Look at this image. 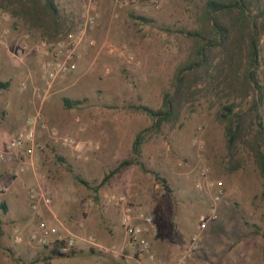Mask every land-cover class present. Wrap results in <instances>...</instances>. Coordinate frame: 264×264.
I'll list each match as a JSON object with an SVG mask.
<instances>
[{
  "label": "rangeland",
  "instance_id": "374dc122",
  "mask_svg": "<svg viewBox=\"0 0 264 264\" xmlns=\"http://www.w3.org/2000/svg\"><path fill=\"white\" fill-rule=\"evenodd\" d=\"M88 1L57 0L70 31L83 22V4ZM91 1L95 4L94 22L76 49L73 65L52 83L42 100L35 90L44 86L40 63L45 57L33 47L43 37L37 29L27 28L19 17L0 8V26L5 31L0 42V81L9 82L7 88L0 89V146L28 127L41 105L32 158L20 166V158L15 159L13 153L5 160L14 157L16 165H5L0 160V202L7 209L0 210V264H50L44 257L51 247L28 238L37 222L29 206L30 187L51 198L49 207L40 206L41 215L51 223H61L82 240L84 247L96 248L88 242L89 236L103 246L120 244L104 243L102 239L119 219L117 209L104 196L122 192L139 209L156 212L165 233L188 235L189 242L193 234L204 232L198 242L214 248L215 238L223 230L246 227L255 240L253 259L258 260L256 251L262 249L264 260V176L250 148L258 125L256 122L252 126L231 157L224 125L217 119L221 106L229 102L235 103L236 110L248 109L252 103L250 92L244 97L226 95L222 86L207 88L198 84L194 98L182 108L176 124L165 123L159 130L144 132L140 160L159 178L132 164L101 182L120 161L132 156L135 134L152 123L151 117L132 105L157 109L163 94L172 91L176 69L185 62L193 45L179 30L199 27L198 15L205 0ZM255 11L253 8L252 13ZM260 42L263 46V38ZM260 54L259 74L264 82L263 51ZM30 57L37 60L36 69L27 63ZM23 80L28 83L26 89L20 86ZM63 97L82 101L65 108ZM259 114L264 130V101L259 105ZM117 135L120 146L111 140ZM57 155L65 160L59 161ZM19 167L22 169L16 174ZM136 177L150 181L149 188L140 189ZM204 179L220 182L225 193L218 202L221 204L216 217L199 229L200 216L208 215L212 204L213 190L196 187ZM13 183L25 199L22 207L10 201ZM225 212L234 213L227 217ZM191 224H195V231L189 230ZM17 233L22 237L20 241L15 240Z\"/></svg>",
  "mask_w": 264,
  "mask_h": 264
},
{
  "label": "trees",
  "instance_id": "16d2710c",
  "mask_svg": "<svg viewBox=\"0 0 264 264\" xmlns=\"http://www.w3.org/2000/svg\"><path fill=\"white\" fill-rule=\"evenodd\" d=\"M264 0H205L201 6L196 29L179 30L193 42L190 54L176 69L172 91L163 94L161 106L153 109L146 105H132L146 113L152 119L148 128L135 134L131 144L130 158L123 159L106 173L101 182L107 181L121 168L136 164L145 172L159 178L158 173L147 169L140 160L144 132L169 123L176 124L182 108L195 96L198 84L206 87L222 86V93L239 96L252 94V103L248 109L236 110L234 102L221 106L217 119L223 123L226 149L229 156L234 155L236 146L245 141L252 126L257 122L250 144L254 159L264 176V130L260 122L259 105L264 101V82L259 74L260 52L264 54ZM0 8L19 17L29 29H37L48 42L63 40L70 32L66 18L58 7L57 0H0ZM253 8L256 11L252 13ZM143 18L142 16H140ZM146 20L145 18H143ZM9 82L0 81V89L7 88ZM81 99L63 97L65 108H71ZM249 141V140H248ZM59 161L64 157L57 155ZM84 184L85 180L80 179ZM167 190L168 186L164 185ZM264 186V182H263ZM0 210L6 212V204L0 202ZM58 244L60 242L57 241ZM55 243L44 257L46 261L57 258H69L75 249L61 252ZM37 257V256H36Z\"/></svg>",
  "mask_w": 264,
  "mask_h": 264
},
{
  "label": "built area",
  "instance_id": "2783aa9c",
  "mask_svg": "<svg viewBox=\"0 0 264 264\" xmlns=\"http://www.w3.org/2000/svg\"><path fill=\"white\" fill-rule=\"evenodd\" d=\"M95 4L89 0L83 4V22L74 30L70 31L63 40L56 43H50L45 39H41L34 44V50L42 57L40 63L41 78L44 81L43 89H37L36 94L42 100L45 94L49 91L52 83L62 78L73 65V58L78 46L83 42L87 33V27L94 22ZM5 31L0 26V42L4 38ZM20 86L26 89L28 83L26 80L20 82ZM41 102V101H40ZM41 105L35 110V115L28 122V127L16 132L6 142L5 146H0V160H4L8 154L13 153L20 158V165L27 158H32L33 149L35 146V125L40 118ZM56 137V132H52ZM67 140L62 139V143L66 144ZM97 146V145H95ZM19 165V166H20ZM22 167L16 168L15 173ZM198 190L207 191L213 190L211 196L212 204L208 215L200 216L199 229L206 226L208 219L216 217V204L222 199L225 189L220 182L204 179L196 184ZM106 202L111 203L118 211L120 226L123 231V241L119 245L103 246L99 244L94 236H89L88 242L103 252L120 256L129 251V256L134 259L147 258L151 264H158L155 252L147 237L148 233H156L157 226L150 214L139 209L128 196L122 192H109L105 194ZM29 206L32 212L37 216L35 227L29 232L28 238L32 241H37L42 245L52 247L53 244L60 242L58 248L61 252H67L76 247V236L71 233L61 223H51L40 213V206L49 207L51 198L35 187L28 188ZM21 236L17 233L16 241H20ZM198 248V235L193 234L190 242V249ZM173 264H184L183 256L176 259Z\"/></svg>",
  "mask_w": 264,
  "mask_h": 264
},
{
  "label": "crops",
  "instance_id": "0c3cea01",
  "mask_svg": "<svg viewBox=\"0 0 264 264\" xmlns=\"http://www.w3.org/2000/svg\"><path fill=\"white\" fill-rule=\"evenodd\" d=\"M36 61L37 60L34 58H27L28 65L31 66L32 64V67L35 69L37 68ZM43 87H41V89H43ZM111 140L113 144H119L120 146L121 139L119 135H117V137H111ZM16 158L18 159L17 156H15V159ZM15 159L14 157H8V159L2 160V163L5 165H16ZM17 164L20 165V162H17ZM135 181L138 182V187L140 189L147 190L149 188L150 181L149 183L145 182V178L142 179L136 177ZM154 187H158L155 180ZM9 198L10 201L18 207H22L25 202V199L23 198L16 183H13V186L11 187ZM220 204L221 203L216 204L217 213ZM147 207H151V205H148ZM147 211L149 212V208ZM144 212L152 216L154 223L157 226L156 233H148L147 237L155 252L158 264H173L180 256H183L184 264H264V260L261 255L262 249L256 251L258 254V260L253 259L252 247L254 246L253 244L255 240L251 235L247 234L248 231L246 227L244 229L239 227H229L222 231L219 238H215L216 245L214 248L213 245L211 246L209 244H201L198 242L199 248L194 250L189 248L190 240L187 238L188 235L182 237L165 233L162 230L161 220L158 217V214L153 210L151 211L152 214L146 211ZM233 213L234 212H225V215L228 217V215L230 216ZM232 219L235 220V217H232ZM217 220L219 221V218ZM195 229V224H191L189 230L192 232L195 231ZM202 234L199 236L201 237ZM123 238V231L120 226V220L118 219L117 222L112 223L111 230H106V232H104L102 240L104 243L117 244L121 243ZM129 254V251H125V253L120 256H113L112 254L103 252L97 248L84 247L82 240L76 239L75 254L72 257L52 259L50 260V264H151L147 258L134 259L131 258ZM55 260L58 262H55Z\"/></svg>",
  "mask_w": 264,
  "mask_h": 264
}]
</instances>
